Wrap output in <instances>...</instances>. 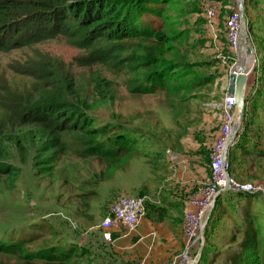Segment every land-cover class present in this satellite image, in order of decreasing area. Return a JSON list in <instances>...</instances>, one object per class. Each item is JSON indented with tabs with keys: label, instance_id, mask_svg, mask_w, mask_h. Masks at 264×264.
<instances>
[{
	"label": "rangeland",
	"instance_id": "rangeland-1",
	"mask_svg": "<svg viewBox=\"0 0 264 264\" xmlns=\"http://www.w3.org/2000/svg\"><path fill=\"white\" fill-rule=\"evenodd\" d=\"M212 3L219 7L213 20L207 16ZM233 3L172 0L157 7L159 14L162 10L167 14L164 22L159 14H144L148 24L161 22L162 29L175 36L174 49L165 55L179 65L174 82L180 88L173 96L160 84L153 92L145 91L153 83L138 59L146 54L144 46L155 45L153 39L87 41L80 35L59 33L42 39L27 35L19 47L0 51V105L10 104L14 97L10 105L23 109L27 102L38 103L43 94L55 89L78 104L101 130L95 139L69 136L67 150L56 153L54 174L39 168L44 156L40 147L28 144L20 149L7 144L4 168L9 171H0V264H142L143 259L131 258L132 252L150 254L148 264L180 263L184 238L179 248L166 254L161 249L157 252L152 243L145 248L142 236L125 227L123 235L129 241L124 249L118 248L120 239L102 225L118 197L114 181L104 179L106 164L98 151L131 141L140 154L130 161L141 165L154 161L166 147L173 148L190 118L183 114L192 109L193 116L199 117L202 102L210 99V78L227 74L229 65L246 64L227 41L226 19L237 8ZM243 15L252 46L247 56L253 63L232 176L239 184L255 188L227 190L222 195L196 264H230L250 218L259 223L260 239L249 247L243 264H264V191L260 190L264 187V0H246ZM94 72L105 79L101 91ZM19 76H24L23 83ZM15 78L20 88L14 87ZM4 126L19 128L10 120L0 122V128ZM257 151L259 155L253 157ZM62 254H67L66 261L60 259Z\"/></svg>",
	"mask_w": 264,
	"mask_h": 264
},
{
	"label": "trees",
	"instance_id": "trees-1",
	"mask_svg": "<svg viewBox=\"0 0 264 264\" xmlns=\"http://www.w3.org/2000/svg\"><path fill=\"white\" fill-rule=\"evenodd\" d=\"M170 1L172 0H0V51L19 47L20 39L27 35L42 39L60 33L77 37L80 35L87 41H112L128 37L153 39L155 45L144 46L146 54L138 59L140 67L146 69L148 81L153 83L145 91L153 92L154 86L160 84L173 96L180 88L174 82V69L179 65L165 55L174 49L172 40L175 36L167 34L161 27V22L167 18L166 12L162 10L159 14L157 11L158 6L164 7ZM151 13L161 15L159 24L151 25L146 22L144 14ZM133 58L137 59L135 56ZM19 77L23 83L24 76ZM93 79L97 90L101 91L102 81L105 79L96 72ZM35 82L33 80V84ZM13 85L19 87L17 78ZM10 100L11 104L15 98L10 97ZM39 101L33 104H30L32 101L27 102L23 109L10 104L0 105V122L10 120L19 127L0 128V171H9L8 167L4 168L7 166L4 161L9 157L8 143H13L20 149L26 148L28 144L40 147L44 156L39 162V168L54 174L56 153L67 150L69 136L73 135L74 138L84 135L89 139L100 136L101 130L93 125L91 118L78 104L65 99L58 90L47 91ZM98 154L106 164L103 176L108 179L114 176L116 169L128 164L130 158L139 156L140 150L136 143L126 140L119 148L100 149ZM221 198L222 195L218 205ZM258 225V222L250 218L240 248L230 256V264H243L249 247L257 245L261 232ZM60 259L66 261L67 254H62Z\"/></svg>",
	"mask_w": 264,
	"mask_h": 264
},
{
	"label": "crops",
	"instance_id": "crops-1",
	"mask_svg": "<svg viewBox=\"0 0 264 264\" xmlns=\"http://www.w3.org/2000/svg\"><path fill=\"white\" fill-rule=\"evenodd\" d=\"M232 67L233 64L226 69L227 74L221 73L210 78L209 82L212 84L210 99L202 102L199 117L193 116L192 109L183 114L184 117L190 118L171 150L168 146L162 153L157 154L154 161L141 165H136L135 159L129 160L124 167L116 169L111 178L117 197L138 193L148 196L146 213L132 230V233L142 236V240L145 241L144 247L147 249H150L152 243L157 252L161 249L168 254L173 248L180 247L178 243L181 239L185 240L184 214L193 208L192 196L200 190L210 175V151L220 131L222 120L220 104L228 93L229 72ZM236 144L231 150V158L238 153ZM257 153L259 152H253V157L258 156ZM123 228L125 227L112 228L115 234H120L116 235L117 240L120 239L118 246L120 250L124 249V245L129 241L128 238H124ZM130 255L132 259H143L142 264H148L149 262L145 260L152 257L150 254L138 252H132Z\"/></svg>",
	"mask_w": 264,
	"mask_h": 264
},
{
	"label": "built area",
	"instance_id": "built-area-1",
	"mask_svg": "<svg viewBox=\"0 0 264 264\" xmlns=\"http://www.w3.org/2000/svg\"><path fill=\"white\" fill-rule=\"evenodd\" d=\"M232 1V0H230ZM237 8L233 9L226 19L227 41L230 48L239 54L246 53L251 44L246 19L243 20L238 0H233ZM246 0H244L245 5ZM228 6V5H226ZM218 5L209 4L207 16L213 20L216 17ZM245 25V31H243ZM244 45V46H243ZM235 97L226 94L220 104L221 124L218 136L214 139L210 151V175L200 190L192 196L193 208L185 212L183 229L185 240L179 255V264H196L202 255L205 245L206 228L216 212L218 200L227 190L239 189L253 191V184H239L232 176V148L235 146L242 126L243 117L237 123L235 117ZM244 115V114H243ZM231 135L234 139L230 140ZM264 191V187L260 189ZM148 196L146 194L121 195L110 206L102 225L110 229L119 227L135 228L140 218L146 212Z\"/></svg>",
	"mask_w": 264,
	"mask_h": 264
},
{
	"label": "water",
	"instance_id": "water-1",
	"mask_svg": "<svg viewBox=\"0 0 264 264\" xmlns=\"http://www.w3.org/2000/svg\"><path fill=\"white\" fill-rule=\"evenodd\" d=\"M241 12L243 14L244 9V0H238ZM243 15V20H244ZM245 31V25L243 28ZM244 46V45H243ZM252 52L251 44H248L246 53L249 54ZM239 57H242L241 54ZM247 64L239 63L238 66L232 67L229 72V84H228V94H232L235 97V117L237 123H240L244 114V108L246 105V87L248 81L249 68ZM234 139V135H231L230 140ZM198 261V260H197ZM196 261V262H197Z\"/></svg>",
	"mask_w": 264,
	"mask_h": 264
},
{
	"label": "bare ground",
	"instance_id": "bare-ground-1",
	"mask_svg": "<svg viewBox=\"0 0 264 264\" xmlns=\"http://www.w3.org/2000/svg\"><path fill=\"white\" fill-rule=\"evenodd\" d=\"M241 56L243 57V58H245L244 59V61H246V64L248 65V66H251L252 65V59L250 58V57H248L247 56V54L244 52V53H242L241 54ZM245 64V63H244Z\"/></svg>",
	"mask_w": 264,
	"mask_h": 264
},
{
	"label": "clouds",
	"instance_id": "clouds-1",
	"mask_svg": "<svg viewBox=\"0 0 264 264\" xmlns=\"http://www.w3.org/2000/svg\"><path fill=\"white\" fill-rule=\"evenodd\" d=\"M245 6V5H244ZM247 54V53H246ZM233 167V166H232ZM140 194V193H139ZM214 218V217H213Z\"/></svg>",
	"mask_w": 264,
	"mask_h": 264
}]
</instances>
